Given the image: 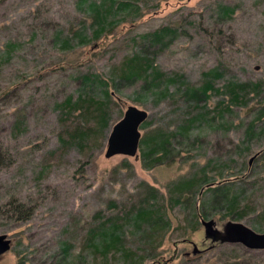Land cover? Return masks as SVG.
I'll use <instances>...</instances> for the list:
<instances>
[{
  "label": "rangeland",
  "instance_id": "rangeland-1",
  "mask_svg": "<svg viewBox=\"0 0 264 264\" xmlns=\"http://www.w3.org/2000/svg\"><path fill=\"white\" fill-rule=\"evenodd\" d=\"M103 1L0 0V234L9 240L0 264H94L83 248L88 228L110 217L120 222L148 187L154 197L146 210L164 212L148 248L122 224L121 241L141 257L137 264H264V249L229 242L225 233L231 222L264 227V0H127V10L110 15L113 25L98 39L70 42L81 26L90 36L93 10ZM218 6L231 12L220 15ZM168 26L175 33L164 44L141 39ZM134 54L150 57V69L119 79L117 69ZM215 69L222 72L213 83L219 93L206 100L181 93ZM84 75L109 83L101 131H93L95 113L82 111L85 102L71 110L64 105L81 93L101 99V87L86 88ZM227 81L259 88L249 86L232 102ZM129 105L146 114L140 138L156 129L176 132L162 162L144 165L139 146L133 156L104 155L111 127ZM196 114L203 118L178 133L181 121ZM84 129L82 142L69 141ZM198 171L207 179L201 195L188 198L195 210L217 182L246 207L241 215L209 209L203 221L211 234L199 220L190 230L185 199L169 203L170 183ZM16 204L30 208L28 216L15 219ZM111 256L105 263L118 264Z\"/></svg>",
  "mask_w": 264,
  "mask_h": 264
},
{
  "label": "trees",
  "instance_id": "trees-1",
  "mask_svg": "<svg viewBox=\"0 0 264 264\" xmlns=\"http://www.w3.org/2000/svg\"><path fill=\"white\" fill-rule=\"evenodd\" d=\"M138 0H134L133 5L137 3ZM126 4L127 0H104L103 4L100 7H96L92 13V22L90 24L89 32L90 36L87 37L84 33H82V26L80 29L72 33L69 37V41L76 40L79 44H83L92 39H98L103 33L106 32L108 28L113 25L114 20L110 18V15L117 11L127 10ZM218 12L220 15H226L231 12V9L225 6H218ZM174 28L172 27H161L159 29L153 30L150 33H147L141 37V39H146L152 45L154 44H164V40L170 39L174 36ZM151 67V59L150 57L142 56L134 54L133 56L125 59L120 67L118 68L122 70L120 74L117 69V77L121 80H131L136 77L145 76V73ZM222 72L219 69L211 70L206 73V79L198 86L192 87L190 85H185L182 89L181 93L185 95V97L191 98L193 100L201 99L206 100L209 97V94L212 92L219 93L220 89L213 86L215 80L221 77ZM156 76V75H155ZM158 77V76H157ZM84 85L86 88H90L93 83H96L98 87H101V99H92V97H86L84 95L82 98L81 95L75 99V101H65L64 105L67 110H71L74 107L81 108L82 102L86 103V106L82 111L86 112L88 115H92L95 113L93 118L95 119V123L93 131H101L105 125L107 124V109L106 106L108 104V80H102L96 75H84L82 77ZM112 82V79H110ZM152 82V81H151ZM153 83L158 84V78L153 80ZM252 87V90H256L259 88V83H235L233 81H227L224 84V92L229 95V99L232 102H235L237 99H240V96L247 90ZM245 95V94H244ZM91 107L92 109H90ZM90 110V111H88ZM69 112V111H68ZM83 112V113H84ZM91 113V114H89ZM203 118L201 114H196L190 117L185 118L181 121L178 126V133L182 132L187 133L194 122H197ZM176 132L165 133L160 131L159 129L147 132L143 137L139 139L138 146L140 147L142 154V163L147 166H153L157 163L162 162L161 156L165 155L167 147L169 146V139ZM83 135L87 136V132L82 130V132L70 133L69 141L75 140L79 143L82 142ZM170 135V136H169ZM199 173H193L186 177H180L175 179L170 183V194H169V203L179 204L182 203L185 199V203H187L188 198L194 197L197 195H201L199 192V188L201 185L206 183V175L202 171H198ZM221 182H217L215 185L208 186V190L211 191V197L209 200L201 203L200 210H195L194 201L192 200L188 204V216L187 222L190 223V230H195L196 224L199 221L205 220V216L209 209H218L223 210L225 214H235L241 215L246 211V207L238 206V198L236 193L227 194L226 190L221 187ZM186 194V195H184ZM183 195L185 196L184 198ZM154 197V190L151 187L146 189L145 197L141 199V202L135 205V209L133 211L127 210L125 212L124 217H122L120 222L115 221L110 218L101 220L98 224L90 226L87 231V237L83 244V248L87 247L90 255L88 258L90 263L94 264H106L110 263L109 255L114 256L113 258L116 260L118 264H137L141 257H139L134 251L129 250L125 247L121 241L123 236V226L122 224L129 225L131 231L135 233H139L140 237L145 242V245L148 248V243L150 242L151 235L159 230V224H162L163 214L164 212H159L158 207H153L151 210H146L150 200ZM183 206V204H182ZM24 206L20 204H16L13 206L10 211L11 215L15 219H21L24 216H28L30 213V208H23ZM164 222V221H163ZM255 230L261 231L264 227L253 228ZM183 240L186 241V238ZM154 246V245H153ZM70 244L66 241L63 243V252L67 256V252L69 250ZM81 256V257H79ZM111 256V257H112ZM73 258L75 260L82 259V253H78L74 255ZM81 261V260H80ZM106 262V263H105ZM159 261H155L154 263L158 264Z\"/></svg>",
  "mask_w": 264,
  "mask_h": 264
},
{
  "label": "water",
  "instance_id": "water-1",
  "mask_svg": "<svg viewBox=\"0 0 264 264\" xmlns=\"http://www.w3.org/2000/svg\"><path fill=\"white\" fill-rule=\"evenodd\" d=\"M146 114L143 110L129 105L122 116L111 127L107 137L105 156L116 154L133 156L139 143V125L144 121ZM204 231L212 233L209 221H202ZM226 237L229 242L238 243L247 249H264V231L256 232L241 222H231L226 228ZM9 248V240L0 234V254Z\"/></svg>",
  "mask_w": 264,
  "mask_h": 264
}]
</instances>
